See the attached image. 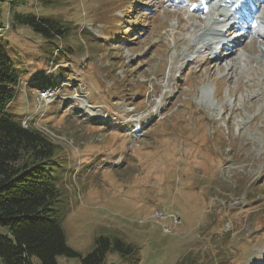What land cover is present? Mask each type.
I'll return each mask as SVG.
<instances>
[{
	"label": "rangeland",
	"instance_id": "rangeland-1",
	"mask_svg": "<svg viewBox=\"0 0 264 264\" xmlns=\"http://www.w3.org/2000/svg\"><path fill=\"white\" fill-rule=\"evenodd\" d=\"M1 8L7 29L0 37L21 77L35 74L46 82L56 74V98L42 120L48 129L39 130L57 146L63 167L61 225L68 247L85 256L97 236H108L136 251L128 260L108 253L105 264H264V51L254 40L237 48L243 50L235 51L234 64V55L225 64L196 59L192 64L205 71L197 66L192 75L193 67H183L196 50L191 40L201 44L197 33L211 22L195 26V16L167 9L164 0H67L55 10L27 0L19 11L59 16L73 26L67 40L57 42L65 55L55 59L31 29L8 31L7 3ZM30 91L18 87L11 114H25L27 102L33 110ZM135 109L147 124L139 135L135 121L119 132L121 115L111 129L103 123L115 110ZM190 126L199 137L170 138ZM212 132L216 142L201 138ZM57 264L80 263L60 256Z\"/></svg>",
	"mask_w": 264,
	"mask_h": 264
},
{
	"label": "trees",
	"instance_id": "trees-1",
	"mask_svg": "<svg viewBox=\"0 0 264 264\" xmlns=\"http://www.w3.org/2000/svg\"><path fill=\"white\" fill-rule=\"evenodd\" d=\"M34 1L44 10H55L67 0ZM4 3L11 30L31 29L47 43L45 53L49 55L55 52L49 46L55 48L58 41H66L73 30L59 16L19 11L27 0H0V25L4 23ZM5 41L0 37V228L6 230L0 233V264H34L36 259L41 264H57L60 256L78 258L80 264H105L108 253L128 260L136 249L117 237L97 236L93 250L85 256L67 246L61 225L63 167L57 146L40 133L23 128L9 112L21 73ZM60 54L65 55L64 50ZM39 79L35 78L33 87L40 89L50 83Z\"/></svg>",
	"mask_w": 264,
	"mask_h": 264
},
{
	"label": "bare ground",
	"instance_id": "bare-ground-1",
	"mask_svg": "<svg viewBox=\"0 0 264 264\" xmlns=\"http://www.w3.org/2000/svg\"><path fill=\"white\" fill-rule=\"evenodd\" d=\"M211 1L212 0H206L205 1V5H207L208 2H211ZM220 2H222V1L221 0H218L216 2L215 6H214L216 10L214 9V13L216 12V13L221 14L218 11V7H219L218 6V3H220ZM203 9H204V7H202V5L199 4L197 6V8L192 9V11L193 12H200ZM210 20H212L215 23H219L218 20L214 19V17L212 16V14H210L209 21L207 19L208 22H211ZM223 20L226 21L225 18H223ZM210 26H211V24L208 25V27L206 29H202L201 30L202 31L201 33L202 34L201 33H197L199 35L196 36V37H199V42H201V44H199V45L204 46L208 50H211V49L212 50H215L217 48L218 49H222V54L220 55V56H222V58H220L219 61L220 60H222L223 62L225 61L224 63H226L227 60L228 61L229 60L231 61V58L235 54V51L237 52V48L238 47H243V44L245 42H247L249 44L252 43V40L255 41V39H253V38H256V39H259L260 40L257 43L258 45H256L257 46V49L259 48L260 51H264L263 48H262V47H264V17L263 16H260L259 14H257V16H256L255 27H254V29H252L250 31L249 36H248V39L246 41H244V42H242L240 39H232L231 42L234 44V47L231 48V49H229V50L224 48L225 47L224 41L227 40V38L229 36H225L223 40H220V39H222L223 36H219L220 38L217 41H209V36H216L217 33H218V30L217 29H214V28L211 29ZM2 29H7V25L4 28L2 27L0 30H2ZM228 33H230V32H228ZM191 41H192V46H194V39L191 40ZM194 48H195V46H194ZM259 49H258V51H259ZM257 59H259V58L257 57ZM246 60H250V59H246ZM253 60H254V58L251 61L254 62ZM259 61L261 62L262 60L259 59ZM231 69H232V67H230V70ZM88 108L90 109V107H88ZM96 108H98V107H95L94 109H96Z\"/></svg>",
	"mask_w": 264,
	"mask_h": 264
}]
</instances>
